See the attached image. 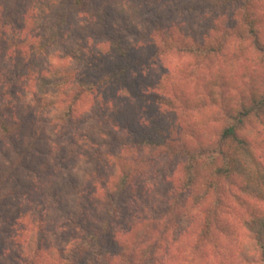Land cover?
<instances>
[{
  "label": "trees",
  "instance_id": "16d2710c",
  "mask_svg": "<svg viewBox=\"0 0 264 264\" xmlns=\"http://www.w3.org/2000/svg\"><path fill=\"white\" fill-rule=\"evenodd\" d=\"M92 1L0 0V221L21 232L35 221L26 264L40 254L44 264H103L113 244L110 259L124 264H186L166 258L172 220L144 212L123 230L112 226L120 200L146 191L157 155L181 166L187 198L177 214L211 199L198 239L223 230L214 215L232 197L257 254L244 258L264 264V0H100L87 13L96 16L93 42L72 20ZM141 2L161 6L147 25ZM108 11L124 15L129 32H108ZM57 50L66 65L41 61ZM172 51L202 65L195 84L159 72ZM14 80L21 86L10 95ZM172 208H158L160 217ZM61 217L67 224L53 228Z\"/></svg>",
  "mask_w": 264,
  "mask_h": 264
},
{
  "label": "rangeland",
  "instance_id": "374dc122",
  "mask_svg": "<svg viewBox=\"0 0 264 264\" xmlns=\"http://www.w3.org/2000/svg\"><path fill=\"white\" fill-rule=\"evenodd\" d=\"M99 3L100 0H93L88 7V12L79 13L72 19L83 25V34L80 36L92 42L95 41L99 35L95 29H88V26L92 22L91 19L96 18V16L91 14V17H89L87 13H95L100 6ZM160 7L159 4H154L152 2H141L139 21L143 25H147L149 20L154 17L155 12L160 11ZM105 23V28L108 32L112 31V25L116 28L119 26V30L122 29L125 32H129L128 29L130 25L127 24L124 15H118L108 11ZM123 35L126 36L125 33H123ZM233 47L234 44L229 42L224 52H231ZM55 53L57 56L53 54L51 61H46V56L43 57L41 61H45L46 65L52 62V66L56 65L58 62H62L66 65L68 59L61 60L60 57L62 55L58 50ZM3 65H7V60L3 61ZM75 65L77 69H80L81 66L76 63ZM159 65L162 67L159 72L170 73L169 76H171V78L186 76L188 79H192L193 84L201 77L203 70L202 65H194L192 58L188 54H179L177 51H172L162 57L159 61ZM177 65L181 66L182 70L186 71V73L180 72V70H178L179 66ZM238 66L239 64L235 63V67ZM13 74L16 75L15 72H13ZM14 75L12 76L13 78L16 77ZM231 78L232 76L228 74L227 84L232 82ZM20 86L21 82L14 80V82L10 84L8 93L10 95L16 93V91H19L18 89H20ZM191 86L193 87V85ZM227 88L232 87H224V89ZM10 113L8 112L5 115L9 117ZM132 125L133 124L128 123L125 127H130ZM259 153L261 159L264 161V147H262ZM156 157L157 165L149 170L146 180V182H148L146 191L137 193L136 195H126V199L122 198V200H120L118 205L119 212L112 221L113 229L118 231L125 229L126 224L130 222L132 214L136 217V213H142L140 215H143V213L146 212L150 217H152L151 214L155 215V217H159L156 219L161 220L163 223H169L171 220L173 222V224H170L168 227L169 229H167L165 236L166 241L169 242L170 245L168 250L169 255H166L168 263L177 262L173 259L170 260V256L175 253L177 258L181 259L179 262L184 260L186 264H197L200 261V257L203 259V264H250L245 260L244 256L255 255L257 257V254L251 245V238L246 234L240 222L242 215L244 214V217L246 215L245 208L239 207L232 197H224L222 204L217 208L214 215V221L216 222L214 230L216 227L223 230L217 233L216 238L213 237L215 239H198L197 234L201 229V226H198V221L200 219L204 220L206 217V209L210 205L211 199H207L193 206L189 210L183 212V215L177 214L176 211L183 210V199L187 198V196H185L187 193H179L178 191L177 183L181 176V166H179L178 161L173 158L158 155ZM73 159L74 158L62 160V164L65 165L66 161L74 162L75 159ZM64 168L67 169L68 166H64ZM64 168L61 173H65L64 171L66 170H64ZM170 203L173 204L172 209L175 211L174 214H171L172 218L164 216L165 214L160 217L161 213L164 211H159L158 208L162 209L168 207ZM261 205L264 208V203H261ZM59 221L63 222V225L67 224L66 218L61 217L51 224L52 227L54 228ZM20 226L23 227L22 232L21 229L15 231L11 229L9 225L0 221V264H26L29 255L32 254V252L29 251V244L33 245V235L37 231L36 223L34 220H31L29 223H21ZM19 232L20 234H18ZM64 240V238L60 240L57 239V241L55 240V242H53V247H56L58 243L61 244V241ZM118 250L119 248L113 244L108 250V253ZM108 253L100 259L101 263L124 264L122 260H111ZM37 259V263L44 264L47 258L43 254H40V257ZM140 264H152V261L148 259L140 262Z\"/></svg>",
  "mask_w": 264,
  "mask_h": 264
}]
</instances>
